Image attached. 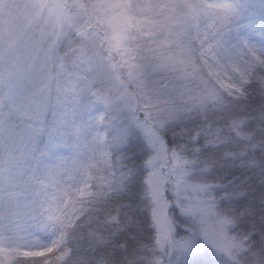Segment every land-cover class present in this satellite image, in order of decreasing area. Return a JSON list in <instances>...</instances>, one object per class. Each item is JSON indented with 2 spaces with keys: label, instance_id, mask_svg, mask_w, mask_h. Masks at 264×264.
Returning a JSON list of instances; mask_svg holds the SVG:
<instances>
[{
  "label": "snow or ice",
  "instance_id": "snow-or-ice-1",
  "mask_svg": "<svg viewBox=\"0 0 264 264\" xmlns=\"http://www.w3.org/2000/svg\"><path fill=\"white\" fill-rule=\"evenodd\" d=\"M240 15L42 0L0 33V182L38 179L62 132L92 130L48 171L50 239L20 264H264V45Z\"/></svg>",
  "mask_w": 264,
  "mask_h": 264
},
{
  "label": "rangeland",
  "instance_id": "rangeland-1",
  "mask_svg": "<svg viewBox=\"0 0 264 264\" xmlns=\"http://www.w3.org/2000/svg\"><path fill=\"white\" fill-rule=\"evenodd\" d=\"M41 2L42 0H0V33L27 28ZM250 2L264 6V0H236L241 11L240 30L245 35L251 33L253 42L262 46L264 40L260 39V34L264 33V26L247 19L249 15L246 8ZM82 130L86 129L79 131L81 136ZM80 144V139L74 140V143L62 139L56 141L51 151L45 150L38 179H29V173L23 180L19 177L10 180L9 173L5 170L0 182V256H4L9 264L17 260L24 248L47 245L51 232V228L45 226L51 191L47 188V173L49 170L54 171L62 159L72 157ZM40 211H43L42 216H39Z\"/></svg>",
  "mask_w": 264,
  "mask_h": 264
},
{
  "label": "trees",
  "instance_id": "trees-1",
  "mask_svg": "<svg viewBox=\"0 0 264 264\" xmlns=\"http://www.w3.org/2000/svg\"><path fill=\"white\" fill-rule=\"evenodd\" d=\"M249 6H250L251 13H253L252 19L257 20V21L264 24V6L253 4V3ZM79 133H81V132H79ZM75 136H77L83 140L85 138L91 137L89 134H86V133H84L81 136V135H78L77 132L69 130L67 132H62L59 135L58 139L59 140L64 139L65 141L72 142ZM47 140H48V137H47V135H45L43 137V141L46 143ZM41 147L43 148V144L41 145ZM42 214H43V212L40 215H42ZM69 247L73 248V249H75L77 247L82 248L83 253H86L88 258H93L96 255L95 249L92 247H89L88 244L86 242H84L82 239L80 241H71L69 244ZM13 264H20V262L16 260Z\"/></svg>",
  "mask_w": 264,
  "mask_h": 264
}]
</instances>
